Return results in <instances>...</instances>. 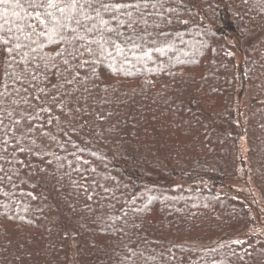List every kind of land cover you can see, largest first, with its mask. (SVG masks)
I'll list each match as a JSON object with an SVG mask.
<instances>
[{
	"label": "trees",
	"instance_id": "1",
	"mask_svg": "<svg viewBox=\"0 0 264 264\" xmlns=\"http://www.w3.org/2000/svg\"><path fill=\"white\" fill-rule=\"evenodd\" d=\"M112 2L140 5L102 13L123 33L118 43L140 45L127 61L85 64L87 54L58 56L71 46L45 41L25 76L0 51V264H70L73 250L77 264H264L262 240L181 245L251 224L242 201L219 193L237 170V133L224 115L237 84L227 37L264 30V0ZM238 75L264 95V43ZM249 111V169L264 201V101ZM53 140V155L32 147ZM177 178L194 192L167 188Z\"/></svg>",
	"mask_w": 264,
	"mask_h": 264
},
{
	"label": "snow or ice",
	"instance_id": "2",
	"mask_svg": "<svg viewBox=\"0 0 264 264\" xmlns=\"http://www.w3.org/2000/svg\"><path fill=\"white\" fill-rule=\"evenodd\" d=\"M129 7L139 8L140 5L117 3L112 0H0V33H3L0 35V45L3 46L0 51L8 56L18 57L15 63L21 67L25 76L29 75V69L24 65L31 64L36 58L34 54L44 46L45 41L49 44L71 46V50H58V56H64L66 52L72 60H79L87 54L85 64L89 63L88 58H93V62L117 58L127 61L126 49L131 51L140 45L136 44L132 37L118 43L117 40L123 33L112 27L110 20L105 19L102 13H119ZM111 19L123 26L124 22L118 16L113 15ZM143 55L150 58L149 52H144ZM40 58L46 61V69L55 67L53 57ZM135 59L141 57L135 56ZM70 62L67 58L63 60L66 68ZM38 70L37 67L35 71ZM35 71L30 76V82L38 79ZM45 75L48 76V73ZM54 76L55 73H51L49 82ZM72 82L65 81L67 84ZM60 87L58 83L52 84L55 90ZM40 92L44 96L48 95L44 89H40ZM35 99L39 100L40 97ZM53 101L56 102L55 96ZM41 110L49 111L44 108Z\"/></svg>",
	"mask_w": 264,
	"mask_h": 264
},
{
	"label": "rangeland",
	"instance_id": "3",
	"mask_svg": "<svg viewBox=\"0 0 264 264\" xmlns=\"http://www.w3.org/2000/svg\"><path fill=\"white\" fill-rule=\"evenodd\" d=\"M227 40L229 41V55L234 57L237 65V84L235 97L232 99L233 108L229 110L230 112H225L224 115L233 117L227 121V125L228 127H234L237 133V170L219 187V193H229L234 198L242 201L250 211L251 224L246 230H238L232 235L223 236L219 239L186 240L181 242V245L185 248L196 251L216 249L224 245L240 243L250 238L264 241V201L253 184L249 169V133L252 131L249 110L255 101H264V95L260 94L259 89L255 85L244 84L238 75L240 68L244 67L245 54L252 52L257 46L264 43V30L248 32L245 37L230 34ZM248 125L250 130L247 136ZM57 143L55 140L49 144L37 142L32 143V147H35L38 152H49L50 155H53L54 147ZM163 166L165 169V165ZM166 169L170 171V168L166 167ZM191 185V183L188 184L185 179L182 180L181 178L169 180L166 184L167 188L180 189L183 194H192L194 192ZM70 230L71 228H67L66 233L73 236ZM74 258L73 250L70 264H77Z\"/></svg>",
	"mask_w": 264,
	"mask_h": 264
}]
</instances>
